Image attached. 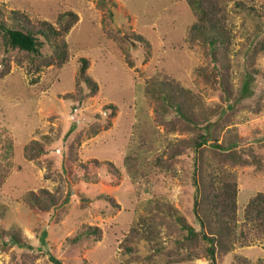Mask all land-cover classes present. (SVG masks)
<instances>
[{"label":"rangeland","instance_id":"rangeland-1","mask_svg":"<svg viewBox=\"0 0 264 264\" xmlns=\"http://www.w3.org/2000/svg\"><path fill=\"white\" fill-rule=\"evenodd\" d=\"M220 3L227 11L231 39L212 48L206 36L190 41L197 19L187 0H0V22L11 25L13 10L32 23L57 24L58 16L69 10L79 15L65 36L69 59L60 68L52 63L34 71L25 52L7 54L0 30V73L9 63L0 75V207L5 209L0 225L19 226L33 246H0V264H56L49 253L60 264H169L157 249L175 247L186 232L155 205L169 203L199 229L195 183L197 179L201 184L211 171L238 178L239 224L243 222L249 199L264 192V0ZM46 47L45 53H52L54 46ZM83 57L89 59L87 73L100 90L79 102L66 95L77 92ZM167 76L189 91L191 120L173 108L167 117L158 112L165 96L158 87ZM108 104L117 106L116 114L106 111ZM201 126L208 127L207 142L201 150L204 162L196 169L191 145L185 141L196 137ZM215 137L234 153L241 150L242 156L236 155L241 159L233 163L227 156L231 150L213 145ZM34 139L44 143L45 153L27 159L24 146ZM71 149L84 163L113 162L121 171L120 182L110 184L102 178L107 166L100 178L73 181L64 171V153ZM165 150L168 165L153 168L150 162ZM173 152L176 156L170 159ZM130 154L142 159L136 176L125 163ZM49 171L51 177L46 176ZM68 184L73 189L68 204L58 207L48 221L25 198L30 190L54 191L58 185L67 191ZM143 216L166 217L168 225L158 242L125 239L133 228H140ZM49 222H54L52 227ZM87 225L102 230L98 240L85 235L66 244ZM44 230L49 253L34 248L43 244ZM251 241L248 246L236 243L229 254L220 251L217 264H255L264 258V241ZM127 246L133 250L128 252ZM196 248L205 250L207 242L200 239ZM182 251L190 254L186 247ZM208 263L202 253L173 264Z\"/></svg>","mask_w":264,"mask_h":264},{"label":"trees","instance_id":"trees-1","mask_svg":"<svg viewBox=\"0 0 264 264\" xmlns=\"http://www.w3.org/2000/svg\"><path fill=\"white\" fill-rule=\"evenodd\" d=\"M187 1L197 19L190 28L191 42L200 41L202 36H206L204 39L205 42L213 48L217 43L230 41L231 28L227 18V11L222 3H220V0ZM10 17L13 21L15 20L13 25L7 21L0 22L1 46L7 54L15 50L25 52L29 56L28 62L30 68L34 71H39L43 66L52 63H54L57 68H60L68 61L69 50L65 36L79 20L77 12L69 10L61 13L58 16L57 24L48 20L32 23L27 15L16 12L15 10H13ZM49 44L54 46L52 53H45L47 48L46 45ZM260 47L263 48V45ZM261 48H259V50ZM252 56L254 57V55ZM89 64L88 58H81V65L78 70L77 92L76 94H67L66 98L78 99L79 102H82L87 95H95L98 93L100 90L98 82L87 73ZM6 66L7 68L0 73V75L8 71L9 63L6 64ZM158 88V91L162 90L165 93V96H161L158 106L163 108L162 111H158L161 114L163 113L162 116L167 117L171 108H173L177 110L183 118H189L191 120L189 117L190 111L187 109L188 90L181 87L180 84L175 82L170 76H167V79H165ZM155 90L157 91V89ZM105 109L110 115H114L116 114L117 106L108 104L105 106ZM161 121L165 122V120ZM194 124L197 125L199 123H197V120H194ZM202 127L203 126H201L200 132L196 137L192 140L185 141L187 145H191L196 169L199 163L204 162L203 158L200 159L202 156L201 150L207 142L206 132L208 127L204 126V130ZM98 131L99 130H95L94 132L97 133ZM213 145L223 151L231 150L229 146L219 143L216 137ZM45 150L46 146L44 143L41 140L34 139L24 146V156L27 159H35L38 156L44 155ZM233 151L235 150L227 152L229 153L227 156L233 157L232 159L235 160L233 163H235L237 159H241V157L237 158L236 155L242 156V154L239 153L241 150L239 152L236 151V153ZM165 152L166 150L150 162L153 168L160 169L168 165L165 162ZM175 156L176 153L173 152L169 158L171 159ZM64 159L68 161L64 166V171L73 175V181L75 179L76 181L82 179L91 181L92 179L100 178L101 169L106 166V175L102 176L105 181L114 184L119 183L121 180L122 174L119 167L111 161L102 163L94 159L84 163L80 160L77 151L73 149L67 151L66 154L64 153ZM125 163L129 172L136 176L142 159L130 154L125 158ZM222 169L221 166L218 167V170ZM51 175L50 171L46 173L47 177H51ZM201 180V184H199L196 179L195 184L197 190L194 206L196 221L200 225L199 229L195 225L190 224L184 216L179 215L178 210L169 203H158L155 205V208L165 212L168 218L172 217L173 222L186 232L183 238L176 239L175 247L166 250L157 249L158 253L166 257V262L169 264L200 258L202 257V253L208 256V264H217L218 253L221 251L224 254H229L234 249L236 243L248 246L253 239L264 241V192H258L249 199L244 208L243 222L239 224L238 198L240 183L238 178L235 175L221 177L217 172L211 171ZM1 181H4L3 178H1ZM68 185L70 187H68L67 191H64L61 185L56 186L54 191L48 188H42L39 192L30 190L27 192L25 198L34 212L48 221L49 217L56 215L55 210L58 207L63 208L68 204L69 198L73 194L72 185ZM105 197L110 204L119 207L114 198ZM4 214L5 209L0 207V220ZM53 223L49 222L48 226L52 227ZM167 223L166 217L158 219L154 216H143L142 222L139 223L140 228H133L132 232L125 239L130 242L139 237L150 242H158L163 232V226L168 225ZM47 233L48 230L43 231V244L34 246V248L49 253L47 246H45L48 242L46 238L48 236ZM85 235H96L98 240L102 235V230L97 226L87 225L83 232L78 233L74 238H67L65 242L68 245H72L80 241ZM0 236H2L0 239L3 240L0 241L2 249L8 250L11 246L15 245L20 248L33 247L30 242L24 238L22 228L17 225H13L9 228H3L0 225ZM200 239L207 242V248L205 250H198L196 248ZM183 247H186L187 251L190 252L188 256L182 251ZM132 250L133 248L127 246L128 252ZM49 255L53 262L60 264V261L55 256H52L50 253ZM239 261L243 262L242 258ZM119 264L125 263L122 262ZM255 264H264V258H259Z\"/></svg>","mask_w":264,"mask_h":264}]
</instances>
